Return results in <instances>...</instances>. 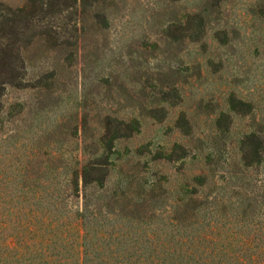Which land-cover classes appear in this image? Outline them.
<instances>
[{
  "label": "rangeland",
  "instance_id": "rangeland-1",
  "mask_svg": "<svg viewBox=\"0 0 264 264\" xmlns=\"http://www.w3.org/2000/svg\"><path fill=\"white\" fill-rule=\"evenodd\" d=\"M0 59V264H264V0H0Z\"/></svg>",
  "mask_w": 264,
  "mask_h": 264
},
{
  "label": "trees",
  "instance_id": "trees-1",
  "mask_svg": "<svg viewBox=\"0 0 264 264\" xmlns=\"http://www.w3.org/2000/svg\"><path fill=\"white\" fill-rule=\"evenodd\" d=\"M26 2H27V5H30L33 8L35 7V0H26ZM3 10L6 11V13L11 12L10 9H8V8H5ZM22 12H24V10H18L16 13H22ZM12 14H14V13H12ZM2 68H3V66H2V64L0 62V71H1Z\"/></svg>",
  "mask_w": 264,
  "mask_h": 264
}]
</instances>
